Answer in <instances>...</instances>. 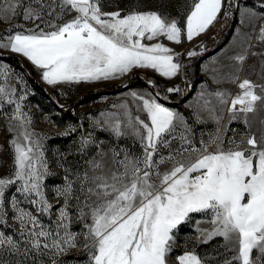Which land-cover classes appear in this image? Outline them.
I'll return each instance as SVG.
<instances>
[{
  "label": "rangeland",
  "instance_id": "374dc122",
  "mask_svg": "<svg viewBox=\"0 0 264 264\" xmlns=\"http://www.w3.org/2000/svg\"><path fill=\"white\" fill-rule=\"evenodd\" d=\"M105 1L0 0V264H264V133L252 134L236 118L250 113L249 122L256 121L251 106L241 107L247 95L233 94L237 100L221 121L201 122L188 108L200 80L186 65L185 83L182 72L168 79L141 66L117 78L53 88L33 69L44 90L5 61L16 35L81 21L95 28L122 17L105 11ZM180 1L183 12L161 14L179 21L184 61L205 46L213 54L221 48L241 7L264 15V0ZM79 2L89 4L87 13L78 11ZM217 3L212 32L186 48L188 16ZM138 36L129 39L130 57L138 56ZM136 73L148 85L131 77ZM90 93L100 94L85 97ZM251 96L264 114V87ZM61 174L63 190L52 191ZM74 249L83 252L80 263L66 260Z\"/></svg>",
  "mask_w": 264,
  "mask_h": 264
},
{
  "label": "crops",
  "instance_id": "0c3cea01",
  "mask_svg": "<svg viewBox=\"0 0 264 264\" xmlns=\"http://www.w3.org/2000/svg\"><path fill=\"white\" fill-rule=\"evenodd\" d=\"M213 5L197 7L188 16L186 48L199 46L194 44L196 39L216 26L221 6ZM168 20V16L153 11L106 19L95 28L84 27L81 21L56 31L16 35L11 52L27 61L49 88L68 82L82 84L93 76L101 81L104 77L117 78L141 66L163 78H176L182 72L186 49L179 21ZM135 33L139 35L134 38L138 56L130 57L129 39ZM207 51V46L193 51L186 60H191L186 66L191 71L195 68V79L200 80L196 96L188 103L193 116L201 122L221 121L225 111L231 109L232 100H237L233 94H245L251 110L256 111V121L249 122L250 113H238L236 118L242 126H249L252 134H263L264 114L258 112L259 101L251 95L264 87V15L254 7H241L238 25L227 43L199 64L193 63L192 59L205 56ZM178 123L186 125V117L181 115Z\"/></svg>",
  "mask_w": 264,
  "mask_h": 264
},
{
  "label": "trees",
  "instance_id": "16d2710c",
  "mask_svg": "<svg viewBox=\"0 0 264 264\" xmlns=\"http://www.w3.org/2000/svg\"><path fill=\"white\" fill-rule=\"evenodd\" d=\"M181 1L180 0H106L105 3H103V9L107 12H116V11H119L120 12V16H126L127 14L133 12V11H139V12H144V11H157V12H160L162 14H166V15H169V16H172L174 14H178L181 12V9H182V12L184 9H186L187 7H181ZM184 16L182 15V18H181V25H184ZM230 37V34L226 37V41L229 39ZM225 41V42H226ZM224 41L222 42V45H224L225 43ZM220 45V46H222ZM220 48V47H219ZM4 59L5 61L7 62H10L14 65H18V66H21L22 68H24V66H26L28 69H29V74L28 76L30 77V79H32L35 83H36V86L38 89H44L45 90V87L43 85H41L40 83H38L36 80L37 78V74L36 72L33 70V68L23 59L21 58L20 56L18 55H14V54H9V55H5L4 56ZM195 63L196 62H199L198 60L194 61ZM135 79H139L141 81V85L145 86V85H148L147 81H145L144 79H141V78H135ZM157 81H160L159 79H157ZM152 89H154V87H152ZM96 95L97 94H100V93H95ZM94 94V95H95ZM62 181H56L55 182H58L57 184L56 183H52L53 185H51V190H53V188H57L55 189L56 191L60 190V185L64 184V179L66 177V174H61L59 176ZM63 190V189H61ZM55 191V193H56ZM54 193V192H53ZM60 196V195H59ZM60 198H63L64 200H66V196L65 194L62 193V197ZM24 202V201H23ZM29 202V201H28ZM28 202H24L25 205H27L26 203ZM31 207H33V205H30ZM59 208V207H58ZM75 211L76 210H73L74 214H75ZM73 217V222H74V216ZM43 221V220H42ZM46 221V220H45ZM47 222V221H46ZM47 223H51L50 221L47 222ZM56 224H54V226H50L48 230L51 231V234L53 235V233H56L57 232V229H56ZM78 226L77 225H72V229H73V232H76L78 230H75ZM11 235L14 236V238H18V234H15L13 232L10 233ZM24 247H31V245H24ZM18 248H21V246H18ZM77 250H72V255L70 253H68V256L66 257V260L67 261H70V262H73V263H80V261L83 260V252L82 253H77L76 252ZM35 255V254H34Z\"/></svg>",
  "mask_w": 264,
  "mask_h": 264
},
{
  "label": "water",
  "instance_id": "95a60500",
  "mask_svg": "<svg viewBox=\"0 0 264 264\" xmlns=\"http://www.w3.org/2000/svg\"><path fill=\"white\" fill-rule=\"evenodd\" d=\"M76 7H77L78 11H79L80 13H82V14L87 13V12L89 11V8H90V7H89V4H87V3H80V2L76 4ZM235 13H236V12H234V17H235V15H236ZM229 32H230L229 30H228L227 32H225V33L222 35V37L219 38V39L215 42L214 45H215V46L218 45V43H219L224 37H226V36L228 35ZM212 54H213V51L209 52L207 55H205V56H203V57H198V58L192 59V61H196V60L201 61V60H203V59H205V58H207V57H210ZM189 61H191V60H189ZM189 61H185V63L183 64L182 76H183V81H184V83L186 82V77H185V65H186ZM24 69L26 70V72H29V70H28L26 67H24ZM131 77H132V78H141V79H144V80L146 81V79H145L141 74H138V73L133 74ZM127 81H128V79H126V80L122 81L121 83H119V84L117 85V90H120V89L126 84ZM94 94H95V93H90V94L85 95V97H86V96H91V95H94ZM83 98H84V97H83ZM159 98H160L162 101H164L165 103L172 104V103H170L169 101H167L166 99H164V98H162V97H160V96H159ZM79 100H80V99H79Z\"/></svg>",
  "mask_w": 264,
  "mask_h": 264
},
{
  "label": "built area",
  "instance_id": "2783aa9c",
  "mask_svg": "<svg viewBox=\"0 0 264 264\" xmlns=\"http://www.w3.org/2000/svg\"><path fill=\"white\" fill-rule=\"evenodd\" d=\"M241 107L243 108V109H250V105H249V103H243L242 105H241ZM233 144H234V146L235 147H239L240 145H241V142L239 141V140H235V141H233L232 142Z\"/></svg>",
  "mask_w": 264,
  "mask_h": 264
}]
</instances>
